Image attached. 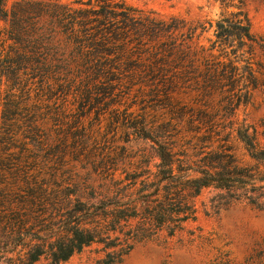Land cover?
<instances>
[{"label":"rangeland","instance_id":"374dc122","mask_svg":"<svg viewBox=\"0 0 264 264\" xmlns=\"http://www.w3.org/2000/svg\"><path fill=\"white\" fill-rule=\"evenodd\" d=\"M16 1L6 0L7 9ZM59 1L77 8L73 0ZM118 1L140 20L165 22L175 29L166 34L130 23L129 29H136L133 34L144 44L127 45L120 54L107 49L88 59L79 55L68 35L71 22L66 21L65 28L57 22V36L48 51L50 86L28 85L24 91L10 87L18 116L9 124L0 121V189L36 176L71 193L73 183L84 185L95 173L120 170L128 161L143 169L139 155L150 153L157 137L170 139L175 150L194 159L208 152L230 153L240 167L256 166L239 139L256 134L264 149V0H244L255 38L251 51L245 49L252 84L244 70L232 81L222 72L184 69L169 74L166 83L156 80L161 56L157 43L191 41L208 48L214 41L222 13L217 0ZM4 90L2 83L1 93ZM224 194L202 190L194 199V218L182 231L172 237L162 232L138 243L114 264H219L224 253L241 263L264 237V212ZM43 209H37V215ZM50 213L42 215L46 219ZM108 253L101 245H91L61 264H101ZM48 263L43 256L35 264Z\"/></svg>","mask_w":264,"mask_h":264},{"label":"trees","instance_id":"16d2710c","mask_svg":"<svg viewBox=\"0 0 264 264\" xmlns=\"http://www.w3.org/2000/svg\"><path fill=\"white\" fill-rule=\"evenodd\" d=\"M217 1L222 13L208 48L191 41L157 43L161 56L156 80L160 84L176 69L222 72L229 81L242 77L240 71L244 70L252 84L245 49L251 51L255 38L244 0ZM72 4L77 8L61 6L59 0H19L8 10L6 0H0V87L5 86L0 91L2 123L9 124L18 116L13 112L17 97L10 87L24 91L28 85L50 86L53 67L48 51L57 36L53 30L57 22L64 28L66 21L71 22L68 35L75 40L79 55L88 59L107 49L120 54L127 45L144 44L133 34L136 29H129L130 23L147 30H166V34L175 29L165 22L140 20L118 0H73ZM239 140L257 162L255 167H240L230 153L208 152L194 159L184 150H175L170 139L157 137L150 153L139 155L143 169L128 161L120 170L113 167L95 173L84 185L73 183L71 193L65 194V187L57 183L52 187L39 182L36 176L7 185L0 189V264H35L43 256L48 264H61L91 245L110 251L101 264H114L138 243L162 232L172 237L182 231L194 218V199L208 188L224 192L230 200H245L264 212V149L256 134ZM39 208H45L41 215L36 212ZM49 211L52 213L45 219L42 214ZM45 220L48 226L42 228ZM219 264H264V237L241 263L224 253Z\"/></svg>","mask_w":264,"mask_h":264}]
</instances>
